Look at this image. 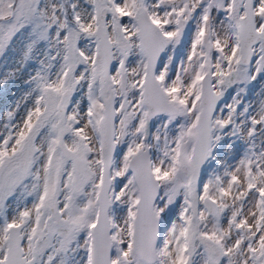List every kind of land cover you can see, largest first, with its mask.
<instances>
[{"label": "snow or ice", "instance_id": "6c2138e0", "mask_svg": "<svg viewBox=\"0 0 264 264\" xmlns=\"http://www.w3.org/2000/svg\"><path fill=\"white\" fill-rule=\"evenodd\" d=\"M0 264H264V0H0Z\"/></svg>", "mask_w": 264, "mask_h": 264}]
</instances>
